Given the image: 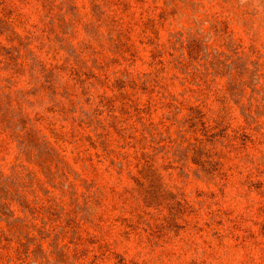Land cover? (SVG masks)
<instances>
[{
  "label": "rangeland",
  "instance_id": "374dc122",
  "mask_svg": "<svg viewBox=\"0 0 264 264\" xmlns=\"http://www.w3.org/2000/svg\"><path fill=\"white\" fill-rule=\"evenodd\" d=\"M5 1L17 13L14 35L0 36L14 54L7 67L0 62V264H264V0H75V19L51 0V21L42 1ZM158 45L166 47L163 70L153 63ZM26 49L48 67L65 65L48 79L73 95L66 116L32 73ZM191 89L202 91L200 101ZM124 98L163 133L155 138L168 146L158 165L180 147L165 187L150 190L149 208L136 171L113 168L88 142ZM202 103L210 128H222L211 129L213 144L185 156L176 131L193 142L198 134L183 119ZM82 111L94 120L73 132ZM104 133L113 148L133 153Z\"/></svg>",
  "mask_w": 264,
  "mask_h": 264
},
{
  "label": "trees",
  "instance_id": "16d2710c",
  "mask_svg": "<svg viewBox=\"0 0 264 264\" xmlns=\"http://www.w3.org/2000/svg\"><path fill=\"white\" fill-rule=\"evenodd\" d=\"M35 1H42L44 10L46 11L45 19L51 21V13L49 11L51 0ZM61 5L63 7H66L64 16H69L71 18L73 17V19L77 17V8L75 6V0H62ZM0 13V36L5 34L14 35V32L11 29L10 22H12L11 18L14 19V16H16V6L14 4H8L5 0H0ZM188 49L191 55L196 53V49H194L191 44H189ZM165 50V46L158 45L152 51L153 63L162 66L161 70H163L165 65L164 61L162 60L166 52ZM12 51L13 48H8L0 44V62L3 66L7 67L10 64V58L14 56ZM26 57L29 59V61H31L32 73H34L35 75L37 74L38 77L41 78V83L47 86V88L51 91V98L54 107H56V111L62 117L66 116L70 111V107L67 108L68 104L69 106H74L76 105V103L72 99L73 95L69 93L66 87L62 84L58 85V80L56 81L52 78L55 77V75L57 77L58 73H62V71L64 72L66 68L65 65L51 64L48 67V65L39 61L33 51L28 49H26ZM177 64H180V61ZM72 71L74 72V74L79 75L80 79H82L80 80L81 83H86L88 81L84 78V75L81 74L76 67H72ZM49 75L52 76L51 78L53 80L48 79L50 77ZM174 77L176 78V76ZM140 80H143V85H146L147 80H144L143 77H141ZM83 90L85 96H87V99L90 100L89 89L83 87ZM191 93H193V96H198V101H200L202 91L197 92L191 89ZM162 96L165 95L162 93ZM100 97V104L103 107L108 108V106H106L105 104L108 102L106 97ZM127 100L128 99L125 98L122 100L123 105L120 108L118 115L115 113L114 109L109 108L110 114L108 115V118L109 120H111V123L108 126L103 125V122L97 120V126L91 130L94 135L88 137V142L90 144V148L98 151L97 157L101 160L105 159L109 161L113 168L119 165V170L122 172L126 171L128 173H132L134 170L136 171L134 181L138 187V193L142 199L143 207L149 208L153 203V197L151 196L152 192L150 190H154L156 188L162 189L163 187H165V173L175 168L173 166L174 161L180 163V147H175L172 158L174 161L170 160L168 164H165L164 162L161 165H158L157 158L160 154V150L165 149V147H168L163 144L166 139L160 140L159 142H155V138L158 135L163 136V133L159 131L155 123L146 121L144 117L145 110L139 107L136 100L129 99L131 104H129ZM59 105L61 106V110H58ZM202 106L203 103L189 106L188 113L183 119L184 123L190 125L194 129L195 134H198V136L193 138V142L192 139H187L186 133L183 134L180 129L176 131V135L178 136V138L180 139L181 136V138L183 139V143H187V147L181 150L182 153H185V156H188V153L192 151L194 152V154L196 153V155H198L200 150H202V146L205 143L213 144L215 142L214 140L217 135L210 133L212 128H216L221 131L220 128H222V124L218 121L215 124L216 126L210 128V126L208 125L209 121L205 120L207 119V115L203 112ZM131 107L133 111H131ZM165 107L168 108L169 111L164 114L163 123L164 121L166 122L171 120L170 116L173 114L172 107H175L174 100L166 102ZM93 115L94 114H92L90 111H82L79 116H75L74 119L76 121H79V123L77 127L74 126L72 128V131L74 132L78 130V127L82 128V126L86 124L84 123V121L94 120ZM96 115H100V110H98V113H96ZM132 119H135L134 124H131ZM198 123H201L203 126L201 134L199 131L200 129L197 128ZM105 128L112 130V132H114L118 136V139L124 142V147H129L133 149V153L130 154L128 152H124V148L122 149L121 147H119V145L118 147L113 148L112 142L109 138V134L104 133ZM156 128L158 129V131L156 130ZM56 136L58 140L68 141V139L65 137V134L63 133H56ZM73 137L76 138L77 136L73 135ZM43 145L45 146V148L48 149V151L55 155L60 162H62V160L60 159V153L56 149H52L51 147H49L46 141H43ZM73 153H77L76 149L73 151ZM162 158L165 161L166 158ZM196 158L198 157L196 156ZM74 160L78 162L79 157L75 155ZM195 160L197 159H194V161ZM147 181L149 182V184H147Z\"/></svg>",
  "mask_w": 264,
  "mask_h": 264
}]
</instances>
